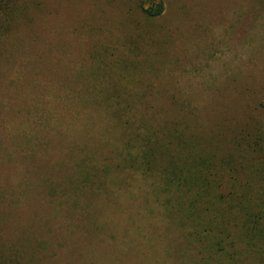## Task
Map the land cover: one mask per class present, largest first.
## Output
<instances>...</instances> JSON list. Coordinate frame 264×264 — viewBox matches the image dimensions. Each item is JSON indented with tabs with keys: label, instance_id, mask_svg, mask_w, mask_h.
<instances>
[{
	"label": "rangeland",
	"instance_id": "374dc122",
	"mask_svg": "<svg viewBox=\"0 0 264 264\" xmlns=\"http://www.w3.org/2000/svg\"><path fill=\"white\" fill-rule=\"evenodd\" d=\"M149 1L10 0L16 17L0 41L6 264H264V239L247 243L235 209L223 225L201 223L122 158L134 129H181L197 153L230 160L249 196H264V0H162L156 17L142 10Z\"/></svg>",
	"mask_w": 264,
	"mask_h": 264
},
{
	"label": "trees",
	"instance_id": "16d2710c",
	"mask_svg": "<svg viewBox=\"0 0 264 264\" xmlns=\"http://www.w3.org/2000/svg\"><path fill=\"white\" fill-rule=\"evenodd\" d=\"M164 9L162 0H150L143 12L149 17L159 16ZM16 17L15 5L10 0H0V41L5 37L7 31L12 28V21ZM1 44V43H0ZM113 101L119 105L120 100ZM115 106V104H114ZM121 106V104H120ZM116 107L117 109L120 108ZM132 127L129 121L125 122ZM176 128L171 129L167 135L162 131L150 130L140 135L139 128L134 129L125 140L128 151L123 156V165L135 168L143 173L153 172L160 180H163L165 187L171 188L175 195L177 205L185 213H195L196 219L206 220L207 224L214 226V222L223 225L226 222V210H233V218L241 219L243 236L250 246H253L254 238L264 239V196L251 197L248 194L251 189H245L244 183L234 178L227 171H234L229 168L230 160L221 159L215 161L211 155L197 153L195 146L189 140H183L182 134L176 133ZM129 130V129H127ZM165 137V138H164ZM176 140V141H175ZM176 142L179 146L178 153L170 152L169 146ZM158 153L167 156L165 165L158 171L156 163ZM89 161L87 164H91ZM121 166V163L117 165ZM110 170L108 165H96L95 170ZM226 196V197H225ZM185 199L186 203H181ZM252 206H257L258 211L254 212ZM242 214V215H241ZM242 216V217H241ZM246 216V217H245ZM230 217H228L229 219ZM263 219L262 221H260ZM261 223L263 226H261ZM204 228L209 227L204 225ZM214 232V231H211ZM222 232H215V238H219ZM217 240V239H216ZM215 240V241H216ZM219 240L216 241L217 246ZM217 250L223 252L221 247ZM0 252V264H6V259Z\"/></svg>",
	"mask_w": 264,
	"mask_h": 264
}]
</instances>
